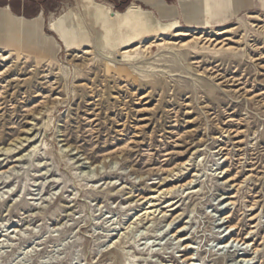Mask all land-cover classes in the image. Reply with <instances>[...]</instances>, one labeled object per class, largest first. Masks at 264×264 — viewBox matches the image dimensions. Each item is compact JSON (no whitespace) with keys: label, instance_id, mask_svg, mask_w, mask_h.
Returning <instances> with one entry per match:
<instances>
[{"label":"rangeland","instance_id":"rangeland-1","mask_svg":"<svg viewBox=\"0 0 264 264\" xmlns=\"http://www.w3.org/2000/svg\"><path fill=\"white\" fill-rule=\"evenodd\" d=\"M209 1L0 6V264H264V8Z\"/></svg>","mask_w":264,"mask_h":264},{"label":"crops","instance_id":"crops-1","mask_svg":"<svg viewBox=\"0 0 264 264\" xmlns=\"http://www.w3.org/2000/svg\"><path fill=\"white\" fill-rule=\"evenodd\" d=\"M164 1L167 4L168 0ZM248 4H256L264 8V0H248ZM235 5L236 0H210L208 2L209 9L216 11L217 15H221V20H223L222 18H224L226 12L234 8ZM0 6L7 8L12 14L18 16H39L44 14L46 9L44 0H0Z\"/></svg>","mask_w":264,"mask_h":264},{"label":"bare ground","instance_id":"bare-ground-1","mask_svg":"<svg viewBox=\"0 0 264 264\" xmlns=\"http://www.w3.org/2000/svg\"><path fill=\"white\" fill-rule=\"evenodd\" d=\"M251 17H253V16H251ZM219 33V32H218ZM222 33V32H221ZM178 35H186L184 32H178L177 33ZM226 39V38H225ZM163 42H164V40H163ZM194 43V42H204V44H207V43H209V44H213V45H215V46H218L219 48L220 47H226V49H232V47H230V46H227L228 44L227 43H225V41H224V39H222V40H218V39H216V38H214V37H212V36H209V37H205V36H203V35H200V36H197V37H193L191 40H188V41H184V42H177V43H175V44H177V45H179L180 47H185V46H188L189 45V43ZM149 47H150V45H146V46H144V50H147V49H149ZM126 51H124L123 53H125ZM0 56H3L1 53H0ZM6 58H8L7 56H3L1 59H6ZM213 71V70H212ZM220 74H216L215 76H214V78L215 79H221L222 77H219L218 78V76H219ZM28 140V139H27ZM15 148H16V146H15ZM1 150H4V152H5V154H8V153H11V148L9 147V148H2ZM3 152V151H2ZM191 183V181L190 182H188V184H190ZM182 185H179V187H181ZM148 201H150V199H148ZM155 211V210H154ZM151 211H149V212H144V214L143 215H148V213H150ZM231 241H232V243H234V242H237V243H240L241 241L240 240H236V239H230ZM228 242L226 241V242H224V243H222V245H223V247H225L226 246V244H227ZM241 244L243 245L244 244V242H241Z\"/></svg>","mask_w":264,"mask_h":264},{"label":"trees","instance_id":"trees-1","mask_svg":"<svg viewBox=\"0 0 264 264\" xmlns=\"http://www.w3.org/2000/svg\"><path fill=\"white\" fill-rule=\"evenodd\" d=\"M168 1H170V0H168Z\"/></svg>","mask_w":264,"mask_h":264}]
</instances>
